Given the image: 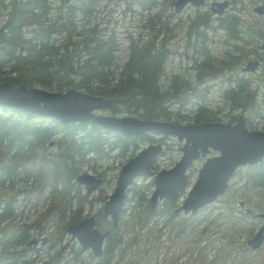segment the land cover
<instances>
[{
	"label": "trees",
	"instance_id": "obj_1",
	"mask_svg": "<svg viewBox=\"0 0 264 264\" xmlns=\"http://www.w3.org/2000/svg\"><path fill=\"white\" fill-rule=\"evenodd\" d=\"M56 1V5H51L50 0H0V5L6 6L5 17H0V80L48 90L75 87L111 99L109 111L112 113L125 111L139 118L165 120L171 115H180L177 111L172 113L173 103H182V93L191 81L180 71L166 73V61L171 54L166 40L171 33L165 20L160 18L165 9L174 11L173 0L125 1L126 8L132 12L136 5L146 10L151 32L146 39H134L126 30L128 55L122 69L115 71L109 65L113 50L119 44L113 28H98L93 20L98 0ZM235 2L231 0L232 5ZM212 20L214 18L208 9L195 7L193 18L186 24V33L193 36V53L188 68L194 70L197 79L224 73L226 84L220 93L223 101L232 109L237 108L248 113L249 117L259 118L260 129L264 130V69L260 70L254 85L250 78L231 73L235 65L243 62L246 53L259 56L263 48L260 42L264 39V28L254 24L242 28V20L236 10L216 17L214 26ZM209 26L225 31L227 37L235 42L245 34L248 36L246 39L253 40V43L243 52L242 46L224 38V43H229L230 47L225 46L216 54L208 43L206 30ZM261 54L264 60V52ZM113 77L115 80L111 82ZM200 89L202 91L196 94L192 110V122L220 120L218 104H211L203 97L207 86ZM236 115L231 114L228 121H234ZM141 140L154 138L148 132L126 135L105 129L93 121L61 122L49 116L0 105V263L32 264L24 258L28 251L26 242L33 235V227L41 225L42 218L23 223L10 220L15 216L17 193L23 190L18 182L29 181L30 187L38 191L49 188L54 195L50 207L58 215L65 210L70 213L65 222L52 227L49 244L54 245L65 238L67 224L83 217L80 214L83 204L103 198L100 190L96 195L84 193L83 187L76 182L79 162L107 157L114 147L133 151L139 148ZM232 175L242 178L243 191L249 187L261 189V200L250 208L263 211L264 157L255 164L238 166ZM144 186L145 183L138 184L134 179L126 187L132 191L131 198L135 204L145 198ZM246 201L250 202V199ZM224 205L230 214L233 207L228 198ZM175 206L174 201L161 199L150 208L147 200L133 216L131 228L146 227L153 215L166 216L169 220L176 214L173 212ZM93 215L95 225L100 230H108V233L103 239L101 255L94 257L88 250L87 256L94 264H111L124 229L118 222L112 225L110 219L102 214L100 206ZM243 215L254 216L244 212ZM183 230L184 220H178L174 234L179 235ZM240 230L234 228L226 238L233 242L232 235ZM134 240V236L129 238L125 247L120 249L119 257ZM69 249L75 257L80 254L79 245H71Z\"/></svg>",
	"mask_w": 264,
	"mask_h": 264
},
{
	"label": "rangeland",
	"instance_id": "obj_2",
	"mask_svg": "<svg viewBox=\"0 0 264 264\" xmlns=\"http://www.w3.org/2000/svg\"><path fill=\"white\" fill-rule=\"evenodd\" d=\"M125 1L128 0H98L93 12V20L97 27L110 28L111 22L119 21L120 14L124 19V23L128 24V29L136 30L134 27V24H136L140 32L146 31L149 36L151 28L147 25L146 12L144 9L136 5L132 12L126 8ZM5 2L6 1H4V3ZM50 2L51 5H56L57 3L56 0H50ZM261 2H264V0H236L235 4H233V8L237 11L239 18L242 20V28L246 29L247 26L251 24L258 26L264 25V14H257L253 11V6ZM183 8L178 12H170L165 9L162 14L163 16L160 17L161 20H165L167 28L170 29L171 33L170 37L166 40L167 46L171 50V54L166 61V73L180 71L184 77H188L191 81L189 87L182 93V103H173L174 108L172 109V113L177 111L180 115H171L168 120L180 123H193L192 110L197 100L196 94L202 91V89H200L201 87L207 86V91L204 92L203 97L210 101L211 104H218L220 110L217 115L221 121H228L231 114L242 112L246 115L247 128L260 129L261 121L259 118L254 116L249 117L248 113L240 111V109H232L228 106V103L223 101V97L220 93L222 86L226 84V81L223 79L224 73H218L215 76L208 75L201 79H197L194 70L188 68L191 62L190 56L193 53V48L191 46L193 36L186 33L185 26L188 21L193 18L195 7L193 5H186ZM200 9L203 8L200 7ZM5 14L6 6L0 5V17H5ZM212 18H214V20H212V25L214 26L216 24V19L215 17ZM156 25L157 23H155L154 26ZM224 32L225 31L219 28L210 26L206 30L207 38H209L208 43L211 50L216 54H219L225 46L230 45L229 43H224V38L229 39L231 43L235 42L234 39L227 37ZM122 36H125L124 30ZM159 36L160 35H158V37ZM246 37L248 36L244 34L243 37L236 39L235 42L239 46H242L243 52L253 43V40L248 41ZM245 56L251 58L253 55L251 53H246L243 56V62L235 65L231 73L250 78L252 85H254L259 77L261 65L254 71H243L242 66L246 60ZM98 112L115 115L131 114L125 111L112 113L109 109H100ZM248 119L250 121H248ZM148 133L151 134L154 140H141L139 148L148 142L159 141L161 144V151L154 163L153 171L150 174L139 175L134 178L138 184H146V186L142 188L145 198H142L140 203L135 204L134 200L131 198L132 191L125 190L126 198L124 197L122 203L123 209L121 208L119 211L117 221L124 229V234L121 242L115 248L114 256L110 263L264 264V239L261 245L256 249H251L246 243L247 238L256 230L261 219L255 215L252 217H244L243 207L239 206L237 203V200L243 199L245 206L254 207L256 203L261 200V189L258 187H249L243 191L241 188L242 178L238 179L237 175L231 174L225 190L217 195L215 200L199 207L195 212L183 213L179 211L169 220L166 219V216L153 215L154 217H152L146 227L131 228L133 226V216L136 211L140 210L147 203L153 187L152 178L154 173L160 168L171 166L180 155L179 145L181 142L175 136L161 135L153 131ZM138 149L133 151L130 149L121 151L120 148L114 147L109 151L107 157H97L79 162V172L90 170V173H101V176H103V183L96 189L98 192L100 190L99 193L103 198L95 199L90 204H83L80 213L82 216L93 214L99 206H102L103 200L114 186L115 176L121 163ZM215 153L216 151L209 150L205 155L199 156L197 159L193 160L190 166L187 167V181L174 200L176 205L181 202L187 189L193 183L197 168L200 166L205 156ZM17 185L21 186L23 190L17 193V200L14 205L15 216L10 220L13 223H23L33 221L35 218H42L40 221L41 225H35L33 227L32 236L37 237L35 233H41L45 240L41 242L40 239L42 237L38 238L35 245H37L39 253L37 257L31 258H33V260H40L41 262L39 264H94L91 258L87 256L86 252L88 249L80 250V254L77 257L69 252L71 245L74 247L78 245L77 241L74 239L70 240L61 248L62 243L67 239L66 237H68L67 234L59 243L54 245L49 244V234L52 231V227H55L56 224L65 222L70 215L66 210L61 215H58L57 211L53 207H50L54 195L50 193L49 188H44L41 191L32 189L29 181L25 183L18 182ZM226 198L229 199L230 205L233 207L230 214H228L224 205ZM247 198L250 199V202L246 201ZM254 211L260 210L255 209ZM182 219L184 220V230L179 235H175V224L178 220L181 221ZM234 228H240L241 230L232 235L234 241L230 242L226 237L229 233H232ZM132 236H134V242L130 244V247L125 248L123 256L119 257L120 249L125 247V244ZM54 256L56 258H54Z\"/></svg>",
	"mask_w": 264,
	"mask_h": 264
},
{
	"label": "water",
	"instance_id": "obj_3",
	"mask_svg": "<svg viewBox=\"0 0 264 264\" xmlns=\"http://www.w3.org/2000/svg\"><path fill=\"white\" fill-rule=\"evenodd\" d=\"M204 0H173L174 11L186 3L198 6ZM227 0L209 3L211 12L221 13ZM257 14H264V2L253 6ZM259 64L258 59H248L242 66L243 71H254ZM0 105L19 108L25 112L41 116H49L61 122L93 121L108 130H115L126 135H140L145 132H157L161 135H173L181 144L180 155L167 168L158 169L152 178L153 187L148 201L150 208L155 207L158 200L174 201L187 181V167L199 156L209 150L215 154L205 156L197 168L195 179L187 189L181 202L173 208V212H195L199 207L216 199L227 186L232 172L242 165H252L264 157V130L249 129L246 126V115L238 113L234 121L207 120L198 123H180L165 119L139 118L131 114L115 115L98 112L109 109L112 100L101 95L89 93L75 87L64 90H48L36 85L24 83L13 85L9 80H0ZM161 151L159 141L148 142L121 163L115 176V183L110 194L103 200L101 212L110 219L112 225L117 224V217L126 187L133 178L147 175L153 171L154 163ZM75 180L82 185L85 193H90L101 183V177L88 172H80ZM238 204L243 206L247 214L260 217L256 230L247 238L246 243L256 249L264 239V212L253 211L244 205L242 199ZM67 239L61 248L70 240L77 241L80 250L88 249L94 257L102 252L103 239L108 230H100L95 225L93 214L83 216L77 222L65 226ZM45 238H41L43 242ZM32 237L26 242L30 247L35 244Z\"/></svg>",
	"mask_w": 264,
	"mask_h": 264
},
{
	"label": "built area",
	"instance_id": "obj_4",
	"mask_svg": "<svg viewBox=\"0 0 264 264\" xmlns=\"http://www.w3.org/2000/svg\"><path fill=\"white\" fill-rule=\"evenodd\" d=\"M144 11L146 12L145 9H144ZM127 26H128V24L124 23V19L122 18V16L120 14H119V21H117V22L113 21L110 23V28H113V30L115 31L117 41L119 44V46L113 50L112 62L109 65V67L112 69V71H115L117 69H119V70L122 69L124 61L127 58V55H128V47H127L128 37L126 35V30L130 31V33L133 35L134 39H136V38L146 39L148 37V32H146V31L140 32L137 28L138 25L134 24V27L136 30H130L127 28ZM103 28H105L106 30L110 29L108 27H103ZM123 30H124L125 36H122ZM135 32H136V34H135ZM114 80H115V77L110 78L111 82ZM94 83H96V81H94ZM85 172L90 173V170H86ZM93 192L96 193L97 192L96 189ZM108 193H110V191ZM160 216H162V215H160ZM152 217H154V216H152ZM152 217L150 218L149 222L151 221ZM35 235L37 236V238H41L43 236V235H41V233H39V234L35 233ZM38 253H39V249L37 248V245H35L33 248H31L30 250L27 251V254L24 256V258L31 261L32 264H39L41 262L40 260H33V258H31V257H37Z\"/></svg>",
	"mask_w": 264,
	"mask_h": 264
},
{
	"label": "flooded vegetation",
	"instance_id": "obj_5",
	"mask_svg": "<svg viewBox=\"0 0 264 264\" xmlns=\"http://www.w3.org/2000/svg\"><path fill=\"white\" fill-rule=\"evenodd\" d=\"M213 1H216V0H213ZM210 2H212V1L204 0V2L202 4H200L198 6H194V7H197V8L202 7L203 9H208L211 17H215V19L218 16H224L226 14V12H228V11H230V12L235 11V9L233 8V5L231 3V0H227V5L224 7V9H223V11L221 13L211 12L210 7H209V3ZM187 5H191V4L188 3ZM262 27L264 28V25H262ZM263 43H264V39L262 40V42H260L261 46L263 47L261 49V51H260L261 53L264 52V44ZM261 53L259 54L258 57L257 56H252L251 58H247L246 60H248V59H258L259 60L258 66L261 65V69H264V60L262 58L263 55Z\"/></svg>",
	"mask_w": 264,
	"mask_h": 264
}]
</instances>
